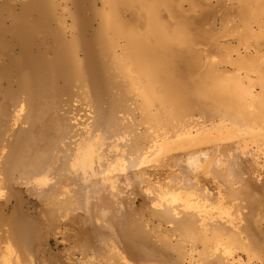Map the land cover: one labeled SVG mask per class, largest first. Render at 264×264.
Listing matches in <instances>:
<instances>
[{
	"label": "bare ground",
	"instance_id": "obj_1",
	"mask_svg": "<svg viewBox=\"0 0 264 264\" xmlns=\"http://www.w3.org/2000/svg\"><path fill=\"white\" fill-rule=\"evenodd\" d=\"M0 264H264V0H0Z\"/></svg>",
	"mask_w": 264,
	"mask_h": 264
},
{
	"label": "rangeland",
	"instance_id": "obj_2",
	"mask_svg": "<svg viewBox=\"0 0 264 264\" xmlns=\"http://www.w3.org/2000/svg\"><path fill=\"white\" fill-rule=\"evenodd\" d=\"M30 201H33L32 199ZM27 198H25V208L29 209V212L32 213V215H35L37 212L38 206H35L30 202ZM141 201L138 202L140 204ZM50 247L52 248L53 252L58 253L62 250V246L59 243H56L54 240L49 241Z\"/></svg>",
	"mask_w": 264,
	"mask_h": 264
}]
</instances>
